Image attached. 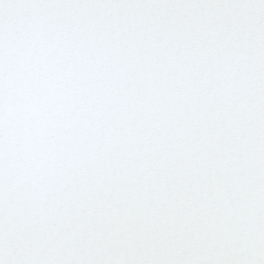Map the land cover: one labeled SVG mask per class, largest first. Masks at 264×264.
Returning <instances> with one entry per match:
<instances>
[{
	"label": "snow or ice",
	"instance_id": "6c2138e0",
	"mask_svg": "<svg viewBox=\"0 0 264 264\" xmlns=\"http://www.w3.org/2000/svg\"><path fill=\"white\" fill-rule=\"evenodd\" d=\"M0 264H264V0H0Z\"/></svg>",
	"mask_w": 264,
	"mask_h": 264
}]
</instances>
